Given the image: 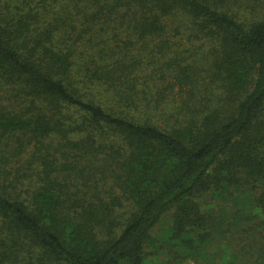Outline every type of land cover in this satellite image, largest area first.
<instances>
[{"label": "trees", "instance_id": "1", "mask_svg": "<svg viewBox=\"0 0 264 264\" xmlns=\"http://www.w3.org/2000/svg\"><path fill=\"white\" fill-rule=\"evenodd\" d=\"M237 2L0 0V264H264V2Z\"/></svg>", "mask_w": 264, "mask_h": 264}, {"label": "rangeland", "instance_id": "2", "mask_svg": "<svg viewBox=\"0 0 264 264\" xmlns=\"http://www.w3.org/2000/svg\"><path fill=\"white\" fill-rule=\"evenodd\" d=\"M238 2L236 3V4H234L235 5V7L237 8L236 10H238V9H240V10H242L241 9V5L242 4H244V6L246 5L245 4V1H246V3L248 2V0H237ZM262 2H264V0H262ZM244 6H243V10H245L244 9ZM187 49V48H186ZM179 52H181L182 53V55H185L186 54V52H185V49H184V47H182V50H179ZM159 68V66H155V68L154 69H158ZM158 71H156L154 74H156ZM180 92H179V88H175L174 89V97H173V100L171 101V105L172 106H174V107H176L177 105H180V104H182L184 101H185V99L187 98L186 97V95L185 94H183V97H182V100H181V98H180ZM184 100V101H183ZM176 101V103H174ZM186 101H188V100H186ZM190 102V101H189ZM173 107V108H174ZM170 107H167V109H169ZM171 110V109H170ZM169 110V111H170ZM209 211H210V213H214L213 215H220V212H218V210H217V208L214 206V205H212V206H210L209 207ZM221 253H224V252H221ZM219 256H221V255H219ZM219 258V257H218Z\"/></svg>", "mask_w": 264, "mask_h": 264}]
</instances>
